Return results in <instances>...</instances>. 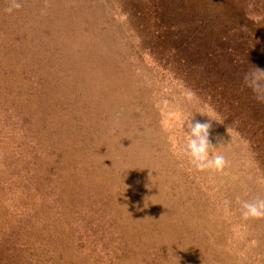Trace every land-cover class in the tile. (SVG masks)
<instances>
[{
	"label": "rangeland",
	"instance_id": "obj_1",
	"mask_svg": "<svg viewBox=\"0 0 264 264\" xmlns=\"http://www.w3.org/2000/svg\"><path fill=\"white\" fill-rule=\"evenodd\" d=\"M254 66L264 0H0V264H264Z\"/></svg>",
	"mask_w": 264,
	"mask_h": 264
},
{
	"label": "clouds",
	"instance_id": "obj_2",
	"mask_svg": "<svg viewBox=\"0 0 264 264\" xmlns=\"http://www.w3.org/2000/svg\"><path fill=\"white\" fill-rule=\"evenodd\" d=\"M14 6L18 8L19 4ZM243 84L256 95L257 99H264V69L254 66L253 71L245 72ZM194 114L192 113L184 122L183 132L187 137L183 148L184 154L190 158V163L199 171L223 170L227 160L224 154H213L212 152V149L216 147L212 146L209 139L211 124L194 121ZM209 121L214 120L209 119ZM185 125L187 130H185ZM240 213L244 219L264 218V198L257 196L251 200L241 201Z\"/></svg>",
	"mask_w": 264,
	"mask_h": 264
},
{
	"label": "trees",
	"instance_id": "obj_3",
	"mask_svg": "<svg viewBox=\"0 0 264 264\" xmlns=\"http://www.w3.org/2000/svg\"><path fill=\"white\" fill-rule=\"evenodd\" d=\"M175 24H176V22H174ZM174 23H172L171 25H169L170 26V28H171V33H176V34H178L179 32H180V30H181V28H180V25H176L177 27L176 28H174L173 27V24ZM180 36L179 37H184L181 41L184 43V45H186V44H191V42L188 40V33H187V31H183V33H181V34H179Z\"/></svg>",
	"mask_w": 264,
	"mask_h": 264
}]
</instances>
